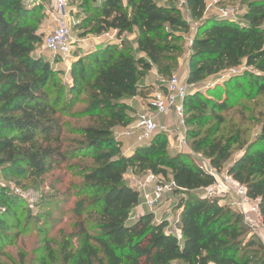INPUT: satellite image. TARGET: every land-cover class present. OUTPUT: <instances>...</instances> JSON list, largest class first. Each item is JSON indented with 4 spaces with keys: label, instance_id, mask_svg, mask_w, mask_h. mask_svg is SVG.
<instances>
[{
    "label": "trees",
    "instance_id": "obj_1",
    "mask_svg": "<svg viewBox=\"0 0 264 264\" xmlns=\"http://www.w3.org/2000/svg\"><path fill=\"white\" fill-rule=\"evenodd\" d=\"M244 1L247 11L239 20L204 17L205 0H185L191 18H204L191 39L186 75L189 85H201L184 103L192 138L211 121L223 122L217 109L226 107L232 82L238 89L245 81L264 92V0ZM79 7L87 14L82 29L91 27L89 33L95 35L115 31L116 39L134 33L135 41L134 46L109 42L73 61L71 90L79 94L85 88L86 100L72 112L73 101L60 106L62 90L55 79L59 73L36 54L43 37L38 26L42 4L0 0V169L13 174L11 170L24 167L35 178L55 169L74 170L81 178L74 187L79 198L74 210L77 244L73 248L64 243L59 263L264 264V245L248 237L242 217L220 204L219 196L196 193L213 178L187 154H168L160 134L123 154L113 135L115 128L133 121L125 99L138 96L139 79L153 67L159 76H171L178 48L169 41L182 39L176 31L189 32V20L161 0H81ZM65 117L86 119L73 138L65 137L72 133ZM222 139L202 149L215 169L229 158L239 133L224 143ZM78 159L84 162H72ZM128 169L171 179L174 191L186 194L177 206L182 208L180 237L171 231L167 216L156 217L151 211L133 215L139 192L124 178ZM228 173L247 189L250 199H258L264 222V129ZM20 201L17 193L0 185V244L18 226ZM47 257L57 262L52 248Z\"/></svg>",
    "mask_w": 264,
    "mask_h": 264
},
{
    "label": "rangeland",
    "instance_id": "obj_2",
    "mask_svg": "<svg viewBox=\"0 0 264 264\" xmlns=\"http://www.w3.org/2000/svg\"><path fill=\"white\" fill-rule=\"evenodd\" d=\"M25 1L27 4H42L43 6L42 11L38 13L39 32L43 34V37L42 42L37 45L36 54H41L49 61L53 70L59 73L55 76V79L57 85L62 90L60 106L68 104L71 100L73 101V105L71 107L69 105V109L75 112L82 108V102L86 100V94L85 88L79 94L71 90L70 68L73 61H76L80 56H85L90 51L103 49L109 42L134 46L135 34H124L120 39H116L115 34L111 31L101 35L89 33V28L91 27L87 29L81 28L82 20L87 15L79 7L81 0H68V25L73 58L69 63H61L50 52L45 50L43 45L44 36L56 26L55 18L57 12L54 0ZM161 1L164 3L170 2L175 5L180 9L182 16L189 20V32L176 31V34H181L182 39L178 42L169 41L170 45H175L178 48L173 54L176 58V67H172L171 76L175 75L179 78H186L190 68V42L192 36L195 34L196 27L204 18H191L185 0ZM205 2L206 10L204 17L219 16L221 10H224L227 13L233 14L235 18L242 20L244 13L247 11V2L244 0H205ZM249 70H252V68ZM156 73L158 74V71ZM222 74H226V72ZM212 78H208L205 81H210ZM138 84L139 94L133 105L139 109L135 110L130 107L127 111L133 118L129 126L134 125V120L138 113L149 107L148 105H150L152 95L159 82L156 76L150 72H146L139 79ZM236 84L234 81L227 87L229 93L226 107L224 109H217L223 117V122L218 125L215 121H211L200 129L201 134L196 138L188 136L187 125L181 127V131H178V120L175 116L171 115L168 119H165L163 116L160 117L161 125L168 124L169 131L158 132L156 135L160 134L163 136L168 154L172 156L176 153H185L194 163L205 170L210 167L215 169L211 166L210 158L203 153L202 149L205 150L208 145L220 138H223L224 143L239 133L238 142L231 146L229 158L222 162L220 169H215L221 174L228 172V168L232 162L258 138L264 129V92L254 90L245 81L239 89L236 87ZM200 86L198 84H191L189 93L192 94L194 89ZM219 88L222 92L224 91L222 85ZM51 90L53 93L57 91L56 88H52ZM222 98H225L224 92L221 94L220 99ZM125 102L129 103V99H125ZM64 120L69 122L68 130L72 132L71 134H66V138L75 137L74 132H76V128L86 123L85 118L76 120L71 117H65ZM190 129L199 130L196 127H190ZM114 130L121 131V127H117ZM179 133H181V137L184 136L185 143H180ZM131 147L133 148L134 145ZM120 148L122 153L127 149L122 144ZM72 162L84 161L78 159ZM10 172L13 174H10L9 171H1L0 169V185L6 186L9 190L17 193L21 204L17 209L16 220H18V226L9 230L7 239L0 244V264H41L42 261L48 264H60V251L64 243L70 242L71 247L75 248L78 240L76 235L77 219L74 210L77 207L79 198L76 196L78 191L74 187L81 182V178L76 175V171L63 169H55L39 178L29 177L24 167L20 170H11ZM167 172L169 174V171ZM132 174L136 178H141L144 175V173H137L133 170ZM124 178L127 183L134 185L129 175L124 176ZM161 179L164 182L171 180L162 176ZM196 193L204 195L203 190H198ZM186 197V194L182 191H174L167 193L163 198V202H167V207L164 210H167L168 214L172 215L169 222L170 229L176 235L179 234L178 219L182 209H178L177 206ZM219 197L221 198L220 204L231 207L233 211L242 217L243 222L245 221L244 224L248 237L255 236L264 245V222L262 217L258 218L255 214L251 213L247 219L239 207L233 204L234 199L229 196ZM162 212L159 211L155 216L159 217ZM11 219L14 220L13 218ZM49 248H52L55 252L57 257V262L55 263L48 260L47 252Z\"/></svg>",
    "mask_w": 264,
    "mask_h": 264
},
{
    "label": "built area",
    "instance_id": "obj_3",
    "mask_svg": "<svg viewBox=\"0 0 264 264\" xmlns=\"http://www.w3.org/2000/svg\"><path fill=\"white\" fill-rule=\"evenodd\" d=\"M67 2L68 0H54L57 12L56 26L43 38L44 49L61 63H69L73 58ZM219 16L235 18L233 14L224 10H221ZM112 32L115 34V31ZM158 82L149 107L137 114L133 126L127 125L121 131L114 130L115 140L132 138L136 144H142L151 140L158 132H168V124L161 125V116L166 119L170 115L175 116L178 120V131H181V127H185L184 103L190 94V85L186 78H179L175 75L168 78L159 76ZM179 137L180 143H185V138L181 137V133ZM205 171L212 176L213 181L201 189L204 192L203 196H229L234 199L233 204L239 207L245 218L248 219L251 213L261 218L258 199H250L247 189L235 181L228 172L221 174L211 167ZM131 182L134 184H131L132 188L139 192L137 206H143L155 215L160 211L164 196L173 192L175 188L172 180L164 182L161 176L150 171L144 173L141 178L132 176ZM170 217L172 218V216L166 217L168 222L171 221Z\"/></svg>",
    "mask_w": 264,
    "mask_h": 264
},
{
    "label": "crops",
    "instance_id": "obj_4",
    "mask_svg": "<svg viewBox=\"0 0 264 264\" xmlns=\"http://www.w3.org/2000/svg\"><path fill=\"white\" fill-rule=\"evenodd\" d=\"M112 32V31H111ZM114 33V32H113ZM148 72H150V73H152L154 76H156L157 77V80L159 79V76L157 75V71H156V69H155V67H153L150 71H148ZM154 81V80H153ZM155 86V85H154ZM157 87V86H156ZM135 99H137V96L136 97H133V98H130L129 99V103H128V105L130 106V107H132L133 109H135V110H138L139 108H137L136 106H134L133 104V102L135 101ZM171 116V115H170ZM173 116V115H172ZM165 119H166V117H164ZM121 129H123L122 127H121ZM120 142H121V144L122 145H125L126 146V150H125V152H123L124 154H130L133 150H134V148L138 145V144H135V142H134V140L132 139V138H129V139H126V138H123V139H120ZM132 145H134V147L132 148L131 146ZM126 175H129V178L131 179L132 178V176H133V174H132V169H129V170H127V172H126V174H125V176ZM126 179H127V177H126ZM129 185H130V187H132V185H131V183H128ZM166 207H167V202H163V204L161 205V207H160V211H163L162 213H161V215L160 216H172V215H170V214H168V212H167V210H164V209H166ZM145 211H149L148 209H146L145 207H143V206H136L135 208H134V210H133V215L134 216H137L138 214H140V213H142V212H145ZM159 216V217H160ZM178 237H180V230L178 231Z\"/></svg>",
    "mask_w": 264,
    "mask_h": 264
}]
</instances>
